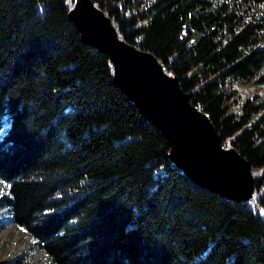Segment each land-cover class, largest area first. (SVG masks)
<instances>
[{"label":"trees","instance_id":"1","mask_svg":"<svg viewBox=\"0 0 264 264\" xmlns=\"http://www.w3.org/2000/svg\"><path fill=\"white\" fill-rule=\"evenodd\" d=\"M92 1L250 162L253 197L176 166L75 0H0V208L50 264H264V0Z\"/></svg>","mask_w":264,"mask_h":264},{"label":"water","instance_id":"2","mask_svg":"<svg viewBox=\"0 0 264 264\" xmlns=\"http://www.w3.org/2000/svg\"><path fill=\"white\" fill-rule=\"evenodd\" d=\"M69 19L85 44L110 57L115 85L166 135L170 159L193 183L235 202L253 197L250 162L223 146L211 119L191 102L177 76L165 72L152 53L121 39L110 16L92 0H75Z\"/></svg>","mask_w":264,"mask_h":264},{"label":"rangeland","instance_id":"3","mask_svg":"<svg viewBox=\"0 0 264 264\" xmlns=\"http://www.w3.org/2000/svg\"><path fill=\"white\" fill-rule=\"evenodd\" d=\"M0 264H50L31 237L0 208Z\"/></svg>","mask_w":264,"mask_h":264}]
</instances>
